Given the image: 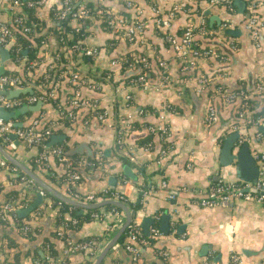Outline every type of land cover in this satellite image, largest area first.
<instances>
[{"label":"crops","instance_id":"0c3cea01","mask_svg":"<svg viewBox=\"0 0 264 264\" xmlns=\"http://www.w3.org/2000/svg\"><path fill=\"white\" fill-rule=\"evenodd\" d=\"M131 1L133 7L126 8L117 0H77L82 4L88 3L93 8L98 7V12L101 9L115 17H121L126 13L134 18L139 9L140 13L136 18L145 22V29L140 36V41L138 40L135 45L136 50H139L136 52L144 53V57L162 59L165 62L164 82L160 81L161 76L157 71V74L154 73L151 80H148L150 85L147 88H126L121 81L132 76L133 73H138L139 67L123 69L121 73L118 69L120 66H112L110 62L126 54H139L133 53L135 51L125 52L126 47L133 45H128L120 37L115 43H110L112 49L107 51L104 45H107L106 41L112 38V34L103 31L99 20L89 17L86 23L82 22L84 29L82 43L86 47L97 48V52L90 57V60L81 62L80 68L83 71L86 69L95 72L102 69L113 71L112 80L116 82L115 85L103 82L100 84V91H97V88L95 92L90 93L99 107H103L105 119L97 120L92 114L86 115V110L78 109L73 121L67 127H63L57 121L61 113L50 104L41 101L38 110L21 114L20 121L34 119L37 129L50 125L56 130L52 135H63V139L59 142L65 141L68 144L66 155L69 148L79 144L87 146L92 157H95L97 152H101L102 166L96 169L81 168L80 180L73 187L74 191L86 193L114 189L129 202H134L139 194L138 184L142 180L141 172L150 174L145 180L146 190L141 198V208L133 216L134 223L140 230L141 220L147 217L151 219L148 229L154 225L159 232L152 245L153 248L141 249L144 264H203L209 256L211 262H214L213 259L216 258L215 262L218 264H229L228 257L233 252L232 240L234 239L239 242L237 244L243 251V255L240 256L242 264H264V204L230 199L213 208H207L197 203L205 195L204 191L209 185L215 182L241 181L235 175L232 166L222 167L218 163V147L215 146V142H219L229 132H237V139L241 142L238 144L235 141L236 145L248 144L249 152L264 176V159H255V155L264 156V134L258 130V126L264 124H255L249 112L241 110L243 123L233 125V116L237 109L232 108L231 101L227 102L215 92L208 95L203 90L197 91L200 86L197 78L200 76L210 77L213 82H223L227 90H234L243 85L250 86L252 89L257 82L264 84V6L258 5L256 8L260 25L257 37L252 38L251 33L244 26L245 4L239 11L234 2L227 7L208 5L207 0H187L188 7L184 11L175 13L168 21V26L155 30L153 25L155 18L159 16L164 18L169 8L179 0H151L152 5L148 4L149 0ZM57 3L58 0H45L38 8V16L48 22V8L50 6L56 8ZM150 7H154L155 12H152ZM9 19L6 5L3 4L0 6V22H8ZM201 21L204 22L209 35L195 34L193 39L198 40L201 47H210V56L200 57L196 60V64L193 63L188 69L184 70L181 67L179 70V59L171 44L164 39V32L176 38L178 29L186 23L196 26ZM48 24L50 25V22ZM75 24L78 25L73 21L71 25ZM49 36L44 44L46 50L42 52L43 59L32 69L33 75L37 77L46 70L50 62L49 53L56 47L54 46L55 38ZM191 59L192 57H187L189 62H192ZM11 69L7 64L2 67L3 71ZM126 93L130 94L128 100L125 99ZM253 95H259V98L264 97V93ZM214 96L218 98L212 100ZM211 104H214L215 118L207 123L205 119L207 108ZM165 105L171 109L166 110ZM262 105L264 100L259 103L258 109ZM115 116H118L116 122L120 128H126L121 130L122 132L118 129L123 136L121 151L131 158L130 165L124 166H127L135 179L124 176L121 169L123 165L114 153V141L118 132L114 126ZM157 124H164L169 133L166 139L168 141L166 154L159 164L155 163V156L160 150V138L147 130L148 125ZM131 127L128 133L127 128ZM147 134L153 147L139 146V141ZM20 144L21 142H18L16 146V154L19 157L17 160L26 166V157L33 155L35 150L33 148L22 150ZM81 150V154L73 153L72 155L89 157L85 154L84 148ZM119 172L126 179L123 183L119 181ZM162 181L165 184L164 187L160 186ZM27 187L20 183L11 184L7 173L0 171V201L4 193L13 188L21 194L24 192L26 194L24 202L27 206L30 205L37 193L34 188L29 190ZM65 189L66 184L61 183L57 191L66 196ZM170 193L174 195L172 199L168 198ZM44 201L49 202L47 198H42L32 209L39 212L35 218H30L32 210L27 213L30 227L37 236L34 243L38 242L39 237V239L46 237L51 229L55 228L53 222L55 209L49 205L44 210L36 209ZM163 216L168 217L166 221L162 219ZM230 228L233 229L232 233ZM110 235L103 219L91 218L81 222L71 236L73 240L69 239L74 241L84 237L102 236L104 245L110 239ZM18 236L13 230L12 237L17 242ZM34 243L17 244L16 250L18 249L21 255L19 260L28 261L29 256L22 257V251L24 248L32 249ZM102 246L94 251L92 257L80 252L68 255L69 264L82 263L84 260L92 262ZM153 250L165 251L166 260L164 262L159 260ZM41 253V255L38 253L39 257L43 256L42 251ZM118 253V251L106 253L101 263L110 264V258ZM119 255L121 264H131L130 259L125 258L126 254L120 252Z\"/></svg>","mask_w":264,"mask_h":264},{"label":"built area","instance_id":"2783aa9c","mask_svg":"<svg viewBox=\"0 0 264 264\" xmlns=\"http://www.w3.org/2000/svg\"><path fill=\"white\" fill-rule=\"evenodd\" d=\"M45 0H32L27 1V7L37 6L40 7L44 3ZM126 8L133 7L131 0H121ZM180 1V0H179ZM174 3L171 8L167 11L164 18L160 16L155 18V23L159 26V28H163L168 26V21L173 18L174 14L178 11H184L181 8L180 2ZM72 0H59V8L56 6V9L59 10L57 14V18L63 19L65 17H71L74 20H82L85 18L92 17L84 7V4L77 2L76 5L72 3ZM232 0H207L208 5H224L229 7ZM6 5V8L10 11H16L19 9L20 0H0V6ZM261 4V3H260ZM263 5V4H261ZM264 6V5H263ZM152 12H155L154 7H150ZM247 8V15H246V22H245V29L251 33L252 38L257 37L258 27L260 25V21L258 17L254 15L252 12L254 10L253 2H249L246 5ZM140 13V10L137 9V13L135 14L136 17ZM107 16H111L110 18L105 19V22L108 26L113 28V31L118 30L117 32L120 33V38H122L128 45H137L138 40L142 32L145 29V22L141 19L134 17L135 19L129 23L126 22V18L124 16L115 17L113 14L109 13ZM22 22V18L19 15L13 14L11 23L20 25ZM78 28H75L77 30ZM23 30H27V28H23ZM166 33V31L164 32ZM197 34L201 36L209 35L207 28L203 21L199 22L198 24V32ZM195 33L192 30V25L190 23H186L183 26V30L180 36L174 38L172 35L165 34L164 39L171 44L172 49L174 50L178 59L183 63L181 65L182 69L186 70L191 66L193 63L187 60V57H208L210 56L211 50L205 49L204 51H197L189 49V46L193 44V37ZM118 36V35H117ZM12 42L13 45V36H12V29L7 22H0V46H5L8 42ZM140 41V40H139ZM11 45V46H12ZM73 47H77L76 44ZM11 48V47H10ZM10 50V49H9ZM81 52L83 55L87 57H92L96 54L97 48L95 47H80ZM10 54V51H9ZM24 56L19 57L18 54L11 55L10 54V62L12 65L10 66L12 69L15 70L13 73H5L3 71L0 74V90L5 91H14L19 90L17 95L15 96H8L6 94L0 93V108L3 111L10 112L22 105H33L37 101H43V96L38 95L34 92L35 89H39V85H35L30 79V70L34 67L35 62H29L27 66L24 65ZM110 64L112 66L119 65L124 66L125 69H132L134 66L139 67V72L132 75L134 78H130L129 81L126 83V88H133V87H140L142 89L147 88L150 84L147 80V73L146 68L148 66V61L146 57L140 55H130V57H126L125 55L121 58L113 59ZM158 66L160 67V76L161 82L165 80V62L160 59L158 61ZM79 78L78 72L71 73L70 81L73 84H77V80ZM84 80H80V83L83 84ZM87 87L90 89H97V85L93 82L85 81ZM197 82L199 83V88L197 91L203 90V88L209 83V80L204 77L200 76L197 78ZM213 82V81H211ZM26 88H30L31 92H21ZM213 92H217L220 96L223 97L227 102L232 101L235 99L243 100L241 102V110L247 111V99L253 94H263L264 93V84L261 82H257L251 91L245 93L242 89L234 92L233 94H226L224 89L221 86L214 87ZM56 95V86L54 85L53 88L48 92L47 96L49 98H53ZM78 97V98H77ZM130 98V94H125V99L128 100ZM85 107L92 112V116H95L97 120H104L105 114L104 112L98 111V103L96 100L89 101L87 99L80 98L78 96V92H73V95L70 97L69 100V111L64 114V118H66L69 122H72L74 119V113L72 109L78 107ZM72 108V109H71ZM166 110H170L168 105H165ZM70 109L72 111H70ZM240 110L239 115H242L243 112ZM20 116V115H19ZM18 117V116H17ZM15 119H2L0 118V145L8 150H15L17 143L21 142L27 146H32L35 144L40 143V141L44 139H48L50 135L49 130H42L35 128L36 122L34 119H29L26 122H21L20 120ZM215 118V110L213 106H208L207 113H206V121L210 123ZM19 122L21 126H16L15 123ZM255 124H264V116L256 117L253 119ZM147 130L151 133H155L159 136V138H166L168 137L169 133L167 127L164 124H157V125H148ZM119 133V131L117 132ZM13 136V138L11 137ZM121 137L116 139V143L120 144ZM236 142L239 144L241 142L240 139H236ZM49 156H56L57 161L62 163L63 167L66 169V178L63 181L66 184V196L69 198L83 202V203H93L101 200H119L124 201V196L114 189H102L99 192H86L80 193L74 191L73 187L79 181V171H75L71 168L72 161L68 158L65 152L62 151L61 147L55 146L48 150L47 153ZM166 154L165 149H160L156 158L155 163L159 164ZM101 152H97L95 158L97 161H101ZM46 158V155H41L37 159L36 162H42ZM255 159L263 160V155H255ZM39 160V161H38ZM76 164L79 166V170L83 168L84 165L89 166L92 165L90 162H87L85 158H80ZM98 165H100L98 163ZM85 167V166H84ZM99 168V167H97ZM17 168L13 165H10L1 155H0V171H5L7 173V177L9 182L12 184L13 182H19L23 184H27L29 186H33L36 190V193L42 198H46V193L34 182L28 178L25 174L21 175L16 179L10 180L9 177L15 174ZM262 171L258 168V175L257 178L253 182H215L209 185L205 191L204 196L200 198L197 203L201 207L213 208L219 204L225 203L230 199H242L244 201H253L259 204H264V176L261 173ZM120 183L126 181L123 176L119 177ZM160 186L164 187L165 184L162 181ZM174 195L172 193L168 194V198L172 199ZM45 202V201H44ZM49 204V203H48ZM27 207V203L24 202L23 204H17L14 201H0V222L4 224L9 218L11 219L10 222L13 220L12 217H15V211L18 209H22ZM37 215H39L38 211L32 210L30 213V218L33 219ZM118 213L116 210L108 209L103 207H99L96 211L90 214V217L93 220L103 219L106 222V230L110 233V237L113 233L117 230V228L122 224L124 217L117 216ZM109 220H114L112 223ZM75 223L74 220L59 222L58 226L56 227V236L63 238L64 231L68 228L69 225ZM128 233L126 234V239L128 243H125L122 246V249L128 253L130 262L132 264H144L141 258L138 255V246L140 244L148 245V242L141 238L139 227L134 223L128 226ZM29 230L28 225L25 223L24 219L19 221L18 231L21 235H25L26 232ZM230 232H233V229L230 228ZM148 234L152 237L156 238L159 234L158 229L155 226H151L148 229ZM64 246L61 249V257H65L77 252L92 250V252L97 251L101 245V243L96 239H90L87 241H79L74 242L69 238L64 237ZM136 242L137 244H135ZM135 245H133V244ZM6 244L4 241H0V264H8L6 262L7 254L4 252ZM119 244L114 243L110 246V250L113 252H117L119 249ZM156 252V251H155ZM157 253L162 254L165 258L167 257V253L165 251H157ZM47 258V257H46ZM229 264H242L241 257L236 254L235 252H231L229 254ZM21 264H39L37 259L32 261L22 262ZM52 264H58L57 262H52ZM203 264H218L216 262L210 261V256L203 262Z\"/></svg>","mask_w":264,"mask_h":264},{"label":"trees","instance_id":"16d2710c","mask_svg":"<svg viewBox=\"0 0 264 264\" xmlns=\"http://www.w3.org/2000/svg\"><path fill=\"white\" fill-rule=\"evenodd\" d=\"M27 1H32V0H20V4H19V9L16 11H10L7 9V15L10 16V19L7 23H9V26L12 29V36H13V45L10 48V54L14 55L15 53L18 54L19 57H22V51L25 50V54H24V65L27 66L29 62H35V67L39 65V63L41 62V60L43 59L42 56V52L43 50L45 51L46 48L44 47L45 42L48 40V36L49 37H54L55 38V44L54 46V51H51L49 53L50 56V62L46 67V70L43 72V74L41 76H36L33 75L32 69L30 70V79L31 81L35 84V85H39V89H35L34 92L37 93L38 95L43 96V102L50 104L54 109H56L60 114L59 118L57 119V121H59L63 127H67V125L70 123L66 118H64V114L69 111V100L70 97L73 95V92L75 93V91L78 92V96L80 98L83 99H87L89 101H93L95 100L92 95L90 94L91 91H96L97 89H90L89 87H87V84L85 81H89V82H93L97 85L98 90L100 91V84L101 83H109L112 85H115L116 82L112 80V75H113V71L112 69H102L99 72H95V71H90V69H86V70H81L80 68V64L81 62H86L88 60H90V57H87L85 55H83V53L80 50V47H83V43H82V39L84 38V29L82 28V22L86 23L87 22V18L82 19V20H74L71 17H65L63 19H59L57 18V14L59 12V10H57L54 6H50L48 8L47 11V16H48V22H46L45 20L41 19L38 16L39 13V7L37 6H33V7H27L26 6V2ZM73 4L76 5L77 4V0H72ZM120 3H123L121 0H117ZM233 1L231 2L230 6L233 4ZM245 7L249 2H253L254 4V10H253V14L257 16L256 13V8L258 5L263 4L264 5V0H243ZM181 4V8L182 9H186L188 6L187 4V0H180L179 1ZM261 3V4H260ZM149 5H152L153 2L151 0L148 1ZM84 7L87 10V12L92 16L93 19L95 20H99L100 25L103 27V31L107 32V33H111L112 34V38L108 39L106 41L107 45L105 46V49H107V51H111L112 46L110 43H115L119 36L120 33L117 32L118 30H114L113 28L108 26L105 22V19L110 18L111 16H107V12H105L104 10H99L98 12V7L93 8L90 4L88 3H84ZM170 9V8H169ZM246 14L245 17L247 15V8H244ZM177 13V12H176ZM13 14L16 15H20L22 18V22L20 23V25L11 23V19ZM123 16L126 18V22L129 23L131 21H133L135 18L130 17L129 15H127L126 13L123 14ZM157 17V16H155ZM75 21L76 23H78V25L76 26V24L74 26H72V22ZM50 22V25L48 24ZM154 25V29L156 30L157 28H159V26L155 23H153ZM23 28H27V30H23ZM75 28H78L77 30H75ZM183 30V27L181 29H178V36L181 35ZM192 30L195 34H197L198 32V25L196 26H192ZM166 33H164L165 35ZM118 35V36H117ZM76 44L77 47H73V45ZM110 44V45H109ZM57 47H59L60 49H58ZM210 47H201L199 45L198 40L193 39V44L189 46V49L192 50H197L199 52L204 51L205 49H209ZM136 51L139 50H135L136 54H139L140 56H144V53H138ZM131 54H126V57H130ZM146 57V56H145ZM218 57V56H217ZM199 56H195L192 57L191 61L192 63L196 64V60L199 59ZM148 61V66L146 68V73H147V80H151V78L153 77L154 73L157 74L160 72V67L158 66V59L156 58H147ZM176 60H178L176 58ZM179 61V70L181 68V65L183 64L180 60ZM119 72L122 73L124 66H120L119 68ZM78 72L79 73V78L77 80V84H73L70 81L71 78V73L73 72ZM194 71V70H193ZM15 72L14 69L11 70H6L5 73H13ZM184 72V71H183ZM186 75V72H184ZM160 74V73H159ZM130 78H134V76H129L127 78H124L121 83L123 85H126V83L129 81ZM207 79L209 80V83L203 88V91L206 94H210L213 92L214 87L217 86H221L222 89H224L226 94H233L234 92H237L238 90H243L245 93L251 91L252 89H250V86H240L237 89L234 90H227L226 87L224 86L223 82L217 81V82H211L212 78L207 77ZM80 80H84L83 84L80 83ZM56 86V95L53 98H49L47 96L48 92L51 90V88H53V86ZM215 94L220 95L219 93L215 92ZM218 98V96H214L212 98V100L214 98ZM78 98V97H77ZM262 98V97H261ZM259 98V95H251L248 99H247V111L249 112V116L251 117V119H255L256 117H262L264 116V105H262V107L260 109H258V105L259 103H261V101L264 100V97L261 99ZM238 100V101H237ZM237 101V102H236ZM243 100L240 99H233L230 104H232V108H235V113H234V120H233V125H239L241 123H243L244 119H243V115H239L240 110L242 109L241 107V102ZM213 103V101H212ZM234 103V104H233ZM211 106L214 107V104H211ZM72 109V108H71ZM70 111L73 110L74 113V118L76 116V112L79 111L78 109H83L87 111L86 115H90L92 114V112H89V110L85 107H78L75 109H72ZM171 109V108H170ZM258 109V110H257ZM115 110H116V106H115ZM98 111L99 112H103V107H98ZM22 116H18L17 120H20ZM115 122L118 119V116H115ZM129 125V124H128ZM132 125V123H131ZM115 129L118 131V129L123 130L126 128H120L119 124H117V122L114 124ZM49 130L50 131V135H52L56 130H54L50 125L47 126H43L42 130ZM131 128H127V132L129 133L131 131ZM115 130V131H116ZM122 132V131H121ZM127 133V135H128ZM149 134H147L146 137L142 138L138 145L139 146H152L153 144L151 143V140L148 136ZM118 137H121L120 139L122 140V134H116L115 136V141H114V153L117 156V158L119 159V161L121 162L122 165H130V157L127 154H124L123 151H121V140H120V144L116 143V139ZM167 137L162 139L160 138L161 144H160V149H167L166 144H167ZM49 140V138L44 139L42 141H40V143L32 145V146H27L24 143H21L20 146L22 148V150H29L31 148H33L35 150V153L33 155H28L25 160L26 166L27 168H29V170L33 173H35L41 180H43L45 183H47L49 186H51L52 188H54L55 190H59V188L61 187V183H63V181H65V174H66V169L63 167L62 163H60L59 161H57L56 156H49L48 150H50L51 148L55 147V146H59L61 147L62 151L65 152L68 148V144L65 141L62 142H57L52 144L51 146H46L47 141ZM17 148V147H16ZM16 148L15 150H8L7 148H5L14 158H18V155L16 154ZM41 155H46V158L44 161L42 162H36L35 159H37L39 156ZM157 156V155H156ZM155 156V157H156ZM69 159H71L72 164H71V168L75 171H79V166L76 164V162L82 158L81 156H78L76 154L68 156ZM85 160L87 162H90L92 165L86 166L84 165L83 168L86 169L88 167H90L91 169H96L97 167H101L102 166V160L101 161H97L95 158L93 157H86ZM39 161V160H38ZM98 163L100 165H98ZM58 168V169H57ZM158 171V169H156ZM21 175H24L20 170H16L15 174H13L12 176L9 177L10 180L12 179H16L18 177H20ZM150 174H145L144 172H141V183L138 184V188H139V194L137 199L134 202H129L128 200H126L124 198L123 202L126 206L127 209L129 210L130 213V221L128 222V224L125 226V228L123 229V231L120 233V235L118 236L116 243H118L119 249H118V254H116L115 257L110 258V264H121L120 261V252L122 254H126L125 258H129L128 253L126 251H124L122 249V246L125 243H128V240L126 239V234L128 233V226L133 224V216L135 214V212L141 208V198L142 195L144 193L145 189V180L147 177H149ZM119 176H123L121 172H119ZM79 180H80V174H79ZM17 182H13L12 184L16 185ZM19 184V182L17 183ZM23 184V183H20ZM28 186L27 189L32 190L34 187L33 186H29L27 184H23ZM15 187V186H13ZM1 189V188H0ZM25 195L24 192L21 194L20 191L10 188L8 189V191L6 193H4V197L1 201H14L17 204H23L25 201ZM46 198L49 200V202H43L38 208L36 209H41L44 210L46 208L47 205L51 206L52 208L55 209V214L53 217V222L55 225V228H52L51 231L49 232V234L44 237L43 239H41V241L32 247V249L28 250L26 248H24V250L22 251V257L24 255H28V261H32L34 259H37V261L39 262V264H52V262H57L58 264H69L68 261V257H61V249L64 246V240L63 238H72L73 237L72 234L74 233V230L77 228V226L80 225L81 222L83 221H88L91 219L90 214L94 211H96V209H83V211L81 210L80 212H78L79 208L77 206H73L67 203H64L62 201L57 200L56 198L52 197L51 195H49L48 193H46ZM49 203V204H48ZM105 208L108 209H113L116 210L118 215L117 216H123V211L114 205H105ZM35 209V210H36ZM13 220L10 222V218L4 223L2 224L0 222V241H4V243L6 244L5 246V250L4 252L7 254V259L6 262L8 264H21L22 261L21 259L19 260V258L21 257L19 250H16L17 244L18 243H24V244H29V243H34V240L37 238V236L33 233L32 228L30 227V222H29V217L28 214L23 216V217H18L17 214L15 215V217H12ZM22 219H24L25 223L28 225L29 230L26 232V234L23 236L19 233L18 231V226H19V221H21ZM70 220H74L75 223H73L72 225H69L68 228H66V230L64 231V237L60 238L56 236V227L58 226L59 222H64V221H70ZM114 220H109L110 223H112ZM154 226V225H152ZM15 230L17 232V234L19 235V240L18 242L12 237V231ZM140 230V229H139ZM140 236L141 238H143L144 240H146L148 242V245H143L140 244L138 246V255L142 260V253H141V249H145V248H153V243L155 241V238L152 237L150 234L148 235H144L143 232L140 230ZM90 239H96L98 240L101 245H103V241L104 238L102 236L100 237H84L80 240L75 239L74 242H79V241H87ZM36 242V241H35ZM135 244H137L136 242H134ZM133 244V243H132ZM133 244V245H135ZM40 249L43 252V256L39 257L37 250ZM156 251V252H155ZM157 251L159 250H153L155 256L161 260L162 262H164L166 260V258L160 254L157 253ZM163 251V250H160ZM78 253V252H77ZM80 253L86 254L88 256H91L94 254V252H92V250H86V251H81ZM108 254L111 253L110 248L107 251ZM60 256V257H59ZM47 257V258H46ZM143 262V260H142ZM144 263V262H143ZM77 264H91L90 260H84L82 263H77ZM103 264V263H100ZM132 264V263H131Z\"/></svg>","mask_w":264,"mask_h":264},{"label":"water","instance_id":"95a60500","mask_svg":"<svg viewBox=\"0 0 264 264\" xmlns=\"http://www.w3.org/2000/svg\"><path fill=\"white\" fill-rule=\"evenodd\" d=\"M24 1V0H22ZM235 4H237L239 11H241L244 7V1L243 0H234ZM57 7L59 8V0L57 3ZM264 10V8H263ZM12 45V42H8L5 46H0V74L3 72L2 67L4 65L11 66L12 63L8 61L10 59L9 49ZM136 46H128L125 48V52H133L136 50ZM22 54L24 56L25 50L22 51ZM8 61V62H7ZM5 62V63H4ZM136 73H133V75ZM31 92L30 88H26L24 90H21V92ZM20 92L19 90L14 91H5L0 90L1 94H6L8 96H15ZM41 105V101H37L34 105L27 106L22 105L10 112L3 111L0 108V118L6 120V119H15L17 116L24 114L28 111H36L39 109V106ZM16 126H21L19 122L15 123ZM225 129V128H224ZM258 130L264 134V125H259ZM13 138V136H11ZM238 137L237 132H229L227 133L219 142H215V146L218 147V163L222 167H231L234 170L235 175L237 178L243 182H253L258 175V166L255 164L254 159L252 158V155L249 152L248 144L242 143L240 145H236L235 141ZM63 139V135H51L49 137V140L46 143V146H51L54 143H57ZM85 150V154L88 155L90 158L92 157V153L87 149V146L84 144H79L78 146L69 148L67 155H72L73 153H82L83 149ZM215 149V148H214ZM0 155L10 164L15 166L18 170H20L23 174H25L28 178H30L34 184L39 186L45 193H48L52 197L56 198L59 201H62L64 203L77 206L81 211L83 209H97L101 206L105 205H114L119 207L123 211V217L124 220L122 224L117 228V230L113 233V235L110 237V239L101 247V249L98 251L96 257L92 260L91 264H100L101 260L107 253L108 249L111 245H113L120 233L123 231L125 226L130 221V213L127 209V206L119 201V200H101L93 203H83L76 200H73L69 198L68 196L63 195L59 191L55 190L51 186H49L47 183H45L43 180H41L35 173L31 172L27 166L22 164L20 161H18L16 158H14L4 147L0 145ZM122 173L125 177L130 179H135L134 175L130 172V170L127 168V166H122ZM113 181V180H112ZM113 185V183H112ZM41 200V197L36 194L35 200L28 205L25 208L18 209L15 211V214H17L18 217L25 216L29 211H31ZM167 216H163L162 219L164 221L167 220ZM151 223L150 218H143L140 222V227L144 235H148V225ZM15 234V233H14ZM16 236V234H15ZM19 238V236H18ZM40 238V237H39ZM38 238V242H35L34 244L37 245L41 239ZM237 240H232V246H233V252L238 254L239 256L243 255L242 249L237 244ZM39 255H41V251H38ZM214 262L217 261L216 258L213 259ZM227 264V263H226Z\"/></svg>","mask_w":264,"mask_h":264}]
</instances>
